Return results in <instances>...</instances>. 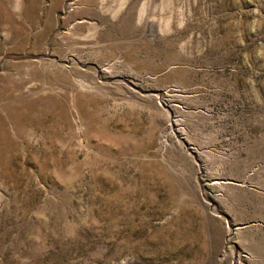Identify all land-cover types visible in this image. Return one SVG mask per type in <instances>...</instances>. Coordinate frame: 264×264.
<instances>
[{
	"label": "rangeland",
	"instance_id": "obj_1",
	"mask_svg": "<svg viewBox=\"0 0 264 264\" xmlns=\"http://www.w3.org/2000/svg\"><path fill=\"white\" fill-rule=\"evenodd\" d=\"M0 264H264V0H0Z\"/></svg>",
	"mask_w": 264,
	"mask_h": 264
}]
</instances>
